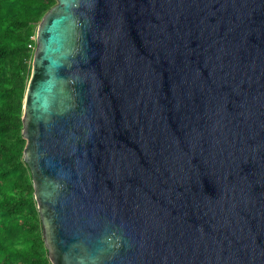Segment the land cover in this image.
I'll return each instance as SVG.
<instances>
[{
    "label": "water",
    "instance_id": "1",
    "mask_svg": "<svg viewBox=\"0 0 264 264\" xmlns=\"http://www.w3.org/2000/svg\"><path fill=\"white\" fill-rule=\"evenodd\" d=\"M23 135L52 264H264V0H57Z\"/></svg>",
    "mask_w": 264,
    "mask_h": 264
},
{
    "label": "trees",
    "instance_id": "2",
    "mask_svg": "<svg viewBox=\"0 0 264 264\" xmlns=\"http://www.w3.org/2000/svg\"><path fill=\"white\" fill-rule=\"evenodd\" d=\"M56 4L0 0V264H52L24 158L23 114L38 26Z\"/></svg>",
    "mask_w": 264,
    "mask_h": 264
},
{
    "label": "built area",
    "instance_id": "3",
    "mask_svg": "<svg viewBox=\"0 0 264 264\" xmlns=\"http://www.w3.org/2000/svg\"><path fill=\"white\" fill-rule=\"evenodd\" d=\"M29 47H31V48H32V47H33V43H31V44L29 45Z\"/></svg>",
    "mask_w": 264,
    "mask_h": 264
}]
</instances>
